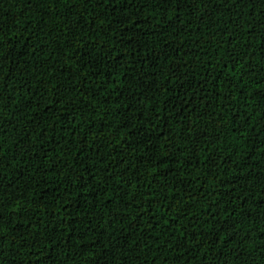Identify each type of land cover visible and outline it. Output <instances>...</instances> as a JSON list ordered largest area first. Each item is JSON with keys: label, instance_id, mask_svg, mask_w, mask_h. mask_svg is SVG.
<instances>
[{"label": "trees", "instance_id": "1", "mask_svg": "<svg viewBox=\"0 0 264 264\" xmlns=\"http://www.w3.org/2000/svg\"><path fill=\"white\" fill-rule=\"evenodd\" d=\"M0 264H264V0H0Z\"/></svg>", "mask_w": 264, "mask_h": 264}]
</instances>
